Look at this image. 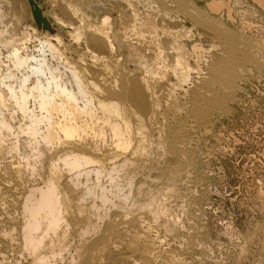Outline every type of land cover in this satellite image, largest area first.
<instances>
[{
    "label": "bare ground",
    "instance_id": "obj_1",
    "mask_svg": "<svg viewBox=\"0 0 264 264\" xmlns=\"http://www.w3.org/2000/svg\"><path fill=\"white\" fill-rule=\"evenodd\" d=\"M43 1L52 9L54 33H32L25 25L3 39L0 54L19 75L0 71V106L11 103L20 113L19 131L33 141L36 158L44 157L47 174L42 187L24 190L19 166L0 173V224L7 231L0 235V261L10 255L14 264H190L177 235L157 226L167 219L162 201L152 200L144 213L116 209L104 220L94 200L113 201L98 183L105 176L113 185H131L136 169H153L155 159L190 157L186 128L205 137L213 122L231 116L229 106L247 79H264V33L250 39L240 27L232 31L199 7L210 0H91L93 14L73 0ZM33 41L36 54L28 48ZM10 128L0 121V133ZM82 179L96 185L82 189ZM241 256L232 264H245Z\"/></svg>",
    "mask_w": 264,
    "mask_h": 264
},
{
    "label": "rangeland",
    "instance_id": "obj_2",
    "mask_svg": "<svg viewBox=\"0 0 264 264\" xmlns=\"http://www.w3.org/2000/svg\"><path fill=\"white\" fill-rule=\"evenodd\" d=\"M219 1L222 3L229 2V9L232 10L229 11L230 15L226 14L228 11H225L223 7L219 8L218 11L212 12V14L210 10L206 11V8L209 9L206 6L210 1L202 2L203 4L199 3V7L216 18L220 17L225 23L229 24L232 31L235 30L237 32L241 28L239 33L242 34L243 32L245 37L248 36L247 38L263 36L264 0H241L247 4L244 7L231 5V3H234L232 2L233 0ZM257 2L260 4L259 6ZM39 4L42 5L45 16L53 21L52 9L49 4L43 0H39ZM252 11L255 12L253 13ZM216 12L218 16H215ZM250 12L253 14H250ZM241 17L244 18L242 22ZM32 19L27 0H0V54H5L3 39H7L8 35L11 36L15 32V35H17L29 28L34 29L32 33L39 34L41 32L36 28ZM242 24H247L244 30H242ZM54 26L56 27L57 24H54ZM24 27L26 28L24 29ZM34 45L38 49V43L34 41L28 48L29 52L36 54L35 51L37 50L34 49L35 47L33 48ZM0 57L2 75L6 74L8 67L14 70L9 61L5 60L3 56ZM48 60L50 61V59ZM54 62L55 59L49 63L56 66L57 61ZM14 72L15 75H18L15 70ZM247 80L246 83H243L245 84L243 86L245 89L233 97L234 100L231 103L233 107L232 105L229 106L232 111V114L230 113L231 116L227 119H220L217 124L213 122L211 124L213 128H210L212 130L209 131V134L207 133L202 138L194 137L189 134V129L186 128L183 137H186L184 139L190 150L192 149L190 152L191 158L185 155L181 156L183 158L177 159L176 156L173 157L171 155L167 160L156 161V156L153 155L152 157L155 160L153 159L154 161H152L155 166L152 164L151 168L153 166L154 168L136 169L137 175L135 174L132 186L124 182L125 180H118L119 184H114L115 187L108 178L102 176L103 178H100L98 185L106 189V194L109 198L111 197V202H113L111 205L102 206L98 200H94L99 205L101 218L103 217L105 220L107 218L106 215L109 216L119 210L125 213L127 211L144 213L146 208V211H149L148 208H152V200H159L160 202L162 201L160 207L164 212L163 214H167V219L156 221L157 224H160L157 226L161 229H158L169 228L174 235H177L175 239L177 242L180 241L183 248H185V256L188 263L232 264L236 261L235 258L241 254L242 256L244 255L242 259H245V264H256L259 262L258 251L261 248V238L264 236V79L259 80L260 82L258 79H256L257 81L255 79ZM237 99L240 100L238 101ZM7 103H4L5 107L0 106V121L5 122L9 128H12L0 133V150H2L0 151V173H2L5 166L13 164V167L19 166L17 168L22 169H20V174L22 175H20V182H22L21 185L24 190L26 188V190H30L38 186L42 187L47 178L44 157L36 158V151L31 145L33 141L19 131L24 120L13 104L10 103L11 105H8ZM4 108L7 110L3 111ZM37 142L38 148L40 147L39 149H41L40 142ZM153 149L154 154L156 149L154 147ZM31 166L34 168L32 169ZM33 170L36 171L34 172ZM131 171L135 172L133 169ZM41 173L43 174L41 175ZM137 178L140 179L137 182L138 184L136 183ZM82 180L81 187H79L83 189L84 187L82 186L84 185L82 183L86 182ZM94 183L95 181H91L86 184L92 187L96 185ZM140 183L141 185H139ZM82 189L80 190L82 191ZM166 193L169 195H166ZM92 199L89 198L87 200L88 204L94 203ZM159 201L158 203H160ZM87 202L83 205L84 209L88 206ZM149 205L151 207H148ZM7 209L11 212L14 211V208L8 207ZM140 209L144 212H141ZM133 210H136V212ZM15 211L16 213L13 212L15 216L21 213L19 208ZM149 221L154 226L149 223L150 229L156 230L154 229L157 227L156 222L154 221V225L153 220ZM102 224L101 222L100 225L102 227L99 225L101 229L103 228ZM4 234H7L6 226L0 224V235ZM184 235H186V238H183ZM247 239L250 240L248 241ZM6 260H1L0 264H14L12 256L9 255ZM260 261L261 263L259 264H264L263 258ZM56 263L68 264L66 261L62 263L58 261Z\"/></svg>",
    "mask_w": 264,
    "mask_h": 264
},
{
    "label": "water",
    "instance_id": "obj_3",
    "mask_svg": "<svg viewBox=\"0 0 264 264\" xmlns=\"http://www.w3.org/2000/svg\"><path fill=\"white\" fill-rule=\"evenodd\" d=\"M73 2L76 5H78V7H81L83 10L93 14V10H90L91 8L88 7L89 2H92L91 0H73ZM27 3L29 5L30 13L35 22L36 28L39 31H47L50 34H53L54 30L51 26V23L49 19L45 16L43 10L39 7L37 1L27 0ZM212 4H219L220 7H218L216 10H211L210 7ZM96 5L97 3L93 4V6H96ZM207 6L211 13L217 11L219 8H222V7H224V9L228 11V13L230 11L229 2L225 4V3H222L221 1L210 0V3H208Z\"/></svg>",
    "mask_w": 264,
    "mask_h": 264
}]
</instances>
